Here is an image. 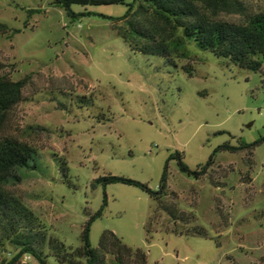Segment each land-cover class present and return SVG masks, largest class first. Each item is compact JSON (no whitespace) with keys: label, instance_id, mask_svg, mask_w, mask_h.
Instances as JSON below:
<instances>
[{"label":"rangeland","instance_id":"rangeland-1","mask_svg":"<svg viewBox=\"0 0 264 264\" xmlns=\"http://www.w3.org/2000/svg\"><path fill=\"white\" fill-rule=\"evenodd\" d=\"M54 1L0 0V22L20 31L0 37V77L28 80L0 138H19L38 153L36 169L20 171L11 196L35 213L48 238L68 248L82 246L85 227L103 209L91 223L93 248L110 230L145 251L148 264H264V144L252 172L245 153L217 152L264 138L261 75L194 42L185 47L189 58L174 67L134 52L99 16L121 18L127 7L74 6L96 15L72 22ZM243 1L251 12L264 9V0ZM177 153L194 171L214 155L215 165L197 180L170 161ZM168 164L164 201L194 216L189 223L157 211L139 187L103 181L125 178L158 192ZM226 170L233 171L216 188L211 175L220 179ZM248 173L253 181L244 184ZM196 226L208 236L187 234ZM14 252L7 243L0 261ZM22 264L39 262L25 256ZM49 264L59 263L50 257Z\"/></svg>","mask_w":264,"mask_h":264},{"label":"trees","instance_id":"trees-1","mask_svg":"<svg viewBox=\"0 0 264 264\" xmlns=\"http://www.w3.org/2000/svg\"><path fill=\"white\" fill-rule=\"evenodd\" d=\"M54 5L64 9L72 22L96 15L87 9L76 13L74 6H125L127 12L121 18L99 16L113 22V29L134 52L163 57L177 67L176 59H188L185 47L189 42H194L198 48L210 51L219 59L260 74L264 88V9L251 12L243 0H55ZM234 15L240 16V22L231 23L226 19ZM19 32L0 22V37L13 36ZM27 83V79L15 82L7 75L0 77V130L11 110L24 101ZM262 144L264 138L252 144L242 143L238 147L224 145L217 152L245 153L248 169L252 172L255 167L254 152ZM37 155L31 145L19 138H0V249H4L7 243L15 248V252L8 259L0 261V264H22L25 256L39 264H49L50 257L59 264H148L145 251L127 246L110 230L103 233L98 248L92 247L91 223L102 216L103 209L85 227L81 247L68 248L60 240L48 238L40 230L43 223L35 213L12 197L8 189L21 181L20 171L36 169ZM172 160L178 162L182 173L197 180L208 175L215 165V155L196 171L186 165L181 153L172 156ZM62 166L66 174L67 164L63 163ZM168 169L169 164L158 192L145 184L125 178L108 177L103 181L107 184L123 183L139 187L158 203L157 211H165L174 222L181 220L189 223L195 219L194 216L181 212L177 204L164 201L168 195ZM232 171H224L220 179L212 174L211 183L216 188H222L220 180L227 179ZM242 180L244 184L252 183L251 173L242 177ZM173 232L182 234L178 228ZM187 234L208 236L207 230L199 226L187 230Z\"/></svg>","mask_w":264,"mask_h":264}]
</instances>
